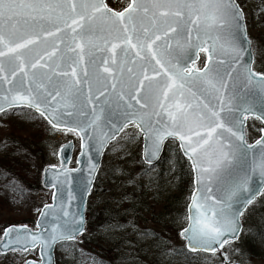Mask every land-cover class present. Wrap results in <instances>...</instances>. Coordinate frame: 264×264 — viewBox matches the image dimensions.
Instances as JSON below:
<instances>
[{
  "label": "snow or ice",
  "instance_id": "6c2138e0",
  "mask_svg": "<svg viewBox=\"0 0 264 264\" xmlns=\"http://www.w3.org/2000/svg\"><path fill=\"white\" fill-rule=\"evenodd\" d=\"M243 21L237 0H130L120 12L103 0H0V113L34 109L53 129L80 135L82 148L88 136L97 152L134 124L148 164L167 138L179 139L197 175L189 205L196 214L180 235L190 251L215 254L239 238L241 218L264 192V137L255 141L257 154L242 135L241 115L264 120V74L243 61L250 43ZM193 52L206 54L203 68ZM111 95L119 111L102 106ZM69 171L61 164L56 174ZM92 179L90 172L85 192ZM53 207L44 205L41 216L56 222L43 221L41 231L5 228L0 254L39 246L41 264H53L54 245L85 231L81 213H70L62 199L63 217L50 213ZM222 256L221 264H233L227 251Z\"/></svg>",
  "mask_w": 264,
  "mask_h": 264
},
{
  "label": "rangeland",
  "instance_id": "374dc122",
  "mask_svg": "<svg viewBox=\"0 0 264 264\" xmlns=\"http://www.w3.org/2000/svg\"><path fill=\"white\" fill-rule=\"evenodd\" d=\"M242 1L243 6L241 8L244 13L247 36L251 41L254 56L253 68L257 73L264 74V0ZM106 2L110 8L116 11H121L129 4V0H106ZM19 111L21 113H14L10 116H6L5 113L0 115V157L9 156L10 154L25 157L23 151H28L29 156H26L27 161L24 158L25 165L21 170L24 178L21 180L18 176H15V180L24 189H27V195L9 191L7 197L10 198V202L6 205V208L15 216L31 215L34 224L41 208L51 202V191L41 187L43 169L58 165L56 157L58 149L69 141H73L75 144L74 160L75 155L78 153V138L74 133L55 130L46 123L39 124L36 120L30 118L27 113H22L23 110ZM262 127L263 125L256 119H249L246 129L247 138L250 135V129L256 128L259 130ZM141 147L142 135L134 125L125 128L122 134L108 147L97 177L99 184L94 185L88 198L90 206L87 207V214L89 216L101 211L104 199L110 200L109 207H115L120 200L127 203L126 199L136 189L137 191L143 189L152 192L162 191L164 199L166 196L169 199L166 205L172 208L173 196L175 197V194H177L176 191H173L176 183V177L173 174L174 166L179 161L177 143L169 141L165 148V160L152 168L142 163L140 158ZM71 165L74 166V162ZM160 173H162V176L159 178ZM159 208H162V206ZM171 208L167 212L168 220L172 212ZM162 212L164 213V210L156 213ZM121 213L125 214L123 210H119L117 214L120 215ZM118 221H125L123 228L119 226L115 228V232L113 229L108 230L105 227L102 229V234L108 236L110 240L115 239L120 244L121 253L125 254V258L120 264H151L154 255V244H152V239L149 237H141L140 235L149 229L158 232L161 230V226L148 221L145 223L141 221L133 222V215L130 213L126 217L118 219ZM1 235L2 231H0V237ZM91 237L93 236L91 235ZM75 248V243L58 246L55 251L57 264H87L75 258L77 251V248ZM224 251L228 252L233 264H239L237 261L232 260L230 255L231 251L238 253L239 249L237 247L228 244ZM77 252H80V249ZM108 254L110 257H114L112 252L108 251ZM222 259V252L215 255L213 257L214 264H221ZM27 260L37 261V251L33 250L19 254L10 253L0 256V264H24ZM113 260L115 264H118L115 258H110L109 262Z\"/></svg>",
  "mask_w": 264,
  "mask_h": 264
},
{
  "label": "trees",
  "instance_id": "16d2710c",
  "mask_svg": "<svg viewBox=\"0 0 264 264\" xmlns=\"http://www.w3.org/2000/svg\"><path fill=\"white\" fill-rule=\"evenodd\" d=\"M237 2L241 7L243 6L242 0H237ZM14 113H21V111L11 110L5 115L10 116ZM22 113H27L30 118L36 120L39 124H45L43 119L33 112L23 110ZM259 132L260 129H250L249 140L253 141ZM27 152V150L23 151V156L25 157H18L15 154L0 157V231L10 225L33 224L31 215L15 216L6 208V205L10 202V198L7 197L9 191L27 195V189H24L15 180V176H18L21 180L24 178L21 170L25 165V159L27 161L26 156H29ZM165 157L166 152H164L159 164L165 160ZM177 157L179 161L175 164L173 173L176 177L173 191H176L177 194H175V197L173 196L172 208L166 205L169 199L167 196L164 199L162 191L152 192L144 189L137 191L136 189L126 199L127 203L124 200H120V205L118 204L115 207H109L110 200L104 199L100 212L90 216L87 214V231L82 235V242L80 244L75 243L77 251L80 249V252L76 251L75 258L87 264H115L114 260L109 262L110 258H115L120 264L125 258V254L121 253L120 244L115 239L110 240L108 236H104L102 229L106 227L108 230L113 229L116 232L115 228L119 226L123 228L125 223V221L120 222L118 219L120 220L130 213L133 215V222L141 221L145 223L148 221L161 226V230L158 232L154 229H149L148 231H142L143 233L140 235L141 237H149L152 239V244H154V255L152 256L151 264H214L213 257L215 255L188 253L179 238L180 230L186 225V206L192 191V174L187 161L179 153ZM161 176L162 173L159 174V178ZM149 180L151 181V179ZM95 184L98 185L99 180H96ZM89 206L90 203H88L87 207ZM160 206L162 208H159ZM170 208L172 212L168 220L167 212L170 211ZM119 210H123L125 214L121 213L122 215H118ZM162 210H164V213H156ZM146 233H155L159 237V241L155 236L146 235ZM262 233H264V193L254 202V207L251 205L248 211L245 212L243 234L237 241L231 243L239 251L238 253L231 251V259L239 264H264V244L261 243L260 235ZM67 245L69 244L63 246ZM108 251L112 252L114 257H110ZM240 251L244 253L243 258L240 257ZM219 254L217 253L216 255Z\"/></svg>",
  "mask_w": 264,
  "mask_h": 264
},
{
  "label": "water",
  "instance_id": "95a60500",
  "mask_svg": "<svg viewBox=\"0 0 264 264\" xmlns=\"http://www.w3.org/2000/svg\"><path fill=\"white\" fill-rule=\"evenodd\" d=\"M103 2L106 4V0H103ZM129 3H130V0H129ZM111 10H113V9H111ZM123 10H121V11H123ZM115 12H117V11H115ZM243 23L245 25V35L247 36L245 20L243 21ZM247 38H248V36H247ZM248 40L250 41L249 38H248ZM243 46L247 49V52L245 53V55L243 57V61L246 62V63H249L251 68H252V70H253L254 57H253V53H252L251 41H250V43H244ZM73 47H75V46L73 45ZM200 54H203L205 56V61H204V64H205V62L207 60V56H206V54L204 52H199V53L193 52V58L195 59V62L197 64L198 61L200 60ZM217 62H218V60H217ZM204 64H203L202 68L204 67ZM100 90L103 91L102 88ZM84 91H85V97H87V95H88L87 87H85ZM93 92H94L95 96H97V97L99 96V92H97L95 89H93ZM110 93H111V88L109 86V94ZM101 101H102V106L105 107L106 112L108 110L119 111V109H117L118 99H117V97L115 95H111L110 99H109V101L107 103H103V98H101ZM132 103H134V101ZM85 104L87 106V108H86L87 112L91 113L92 108H93V104L92 103H88L86 99H85ZM17 109L29 110V111H31V112H33V113H35L36 115L39 116V114L36 113L34 109L27 108V107L9 109V110H17ZM256 111L257 112L260 111L259 105H257ZM1 114H3V113H0V115ZM41 118L48 124V122L43 117H41ZM252 118L256 119L257 121H259L264 127V120L258 119L255 115H249L246 120H244L243 119V115H241V120L243 121V124H242V135H243V138H244L245 147H247L248 145H252L253 146L252 152H255V153L258 154L259 150H260V146L256 145L255 141L261 139L262 137H264V132L261 131L259 137L254 142L248 143L247 137H246V126H247V120L248 119H252ZM48 125L52 128V126L50 124H48ZM130 125H134V124H129L128 126H130ZM55 130L65 131L63 128L55 129ZM137 130L142 135L141 160H142L144 165H146L148 167H152V166L156 165L159 162V160L161 159L163 151H164V146H165V144L168 141H175L177 143L178 151H179L180 155L188 162L189 167H190V171H191V174H192V186H193V189H192V192L190 194L189 201L187 203V207H186V214H187V216H186V225L183 228L187 227L188 224H189L190 215L194 216L196 214L195 208L191 209V212H190L189 205H190V202H191V195L197 189V183H196L197 175L192 169L191 162L188 160L187 156H185L184 152L181 150V147H180V143L181 142L177 138H173V137L167 138L164 141V145H163L161 153L159 154V157L157 159H155L152 164H148L144 160L145 138H144V135L140 132V130L138 128H137ZM86 131L90 132L91 129H87ZM103 131L104 132H109L110 131V126H105L103 128ZM71 133H73V132H71ZM121 133H122V131L119 132V134L115 137V139H109L107 141L106 146L104 147L102 152H97L95 150L96 149L95 142L92 139H89L88 136H85L84 141H83L84 147L82 148L81 147V145H82L81 136L80 135H76L74 133L77 136V138L79 139V152L75 156V161H74V165L75 166L74 167L71 166V163H72V160H73L74 142L73 141H69L66 144H63V146H65L63 148V150L61 149V147L58 149V152H57V155H56L57 160H58V165L55 166V168H52L51 166H48V167L44 168V170L42 171V174H41V186H42V188H44L45 190L51 191V203L48 204V205H53L54 207L49 210L50 213L54 212L56 216L63 217V212L60 210L61 199H62L63 200V207L65 209H67L70 213L79 212V213H81L84 216V218H85V231H86V225H87V223H86L87 201H88L90 192L92 191V189L94 187L98 172L100 170L103 155L105 154L106 150L111 145V143H113L119 137V135ZM233 139H235V138H233ZM237 142H239V141H237ZM69 144L71 145L70 147L68 146ZM249 158H251V153L249 154ZM61 164H63V166L65 168L69 169L70 171L67 174L61 173L60 175H57L56 173L61 171ZM93 164L96 165V169H95L94 172L92 171V165ZM45 172H47V175H45ZM90 172H92V177H93L91 190L88 191V192H85L83 190V188H82V185L88 180ZM53 185H55V186H53ZM253 185L255 187H257V188L260 187V177H259L258 174H256L253 177ZM69 192H71L72 196H73V198L71 200H69V198H68ZM61 193H62V196H61ZM54 194H56L55 197H54ZM262 194H263V192L256 197V200L259 197H261ZM43 211H44V206L41 208V210H40V212H39V214L37 216V219L35 220L34 228L30 227L28 225H24V224L10 225V226H15L17 228H20L21 226H26L27 229L30 232L35 233V232L41 231L44 228L45 225L43 224V221L46 220V221H48V226L50 227L51 223H55L56 222L55 218L51 214L47 215L46 217H42L41 213ZM241 220H242V218H241ZM10 226H8V227H10ZM242 230L240 232V235L242 233ZM84 232L82 234H79L74 240H64V241L58 242V243H56L54 245L53 250H52V262H53V264H56L55 254H54L56 247L58 245H60V244H63V243H72V242H75V241L81 242V236L84 234ZM2 236H3V233H2ZM179 237L181 238L182 241H184V243H185L184 247H185L187 252L192 253V254L202 253V254H205V255H213V253L206 252V251H203V250H199V251H196V252L190 251L187 248V246H186L187 245V241L180 235V232H179ZM231 242H233V241H231ZM30 250H37V255H38L39 261L27 260L26 262H29V264H41V254H40L39 246H37L35 249L29 248L28 251H30ZM219 251L220 250H218L217 252H219ZM23 252L24 251H17V252L9 251L6 254H0V255H7L9 253H23ZM26 262L24 264H26Z\"/></svg>",
  "mask_w": 264,
  "mask_h": 264
},
{
  "label": "flooded vegetation",
  "instance_id": "af4514ba",
  "mask_svg": "<svg viewBox=\"0 0 264 264\" xmlns=\"http://www.w3.org/2000/svg\"><path fill=\"white\" fill-rule=\"evenodd\" d=\"M202 59H203V56H202ZM202 59H201V60H202Z\"/></svg>",
  "mask_w": 264,
  "mask_h": 264
}]
</instances>
